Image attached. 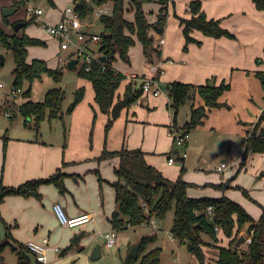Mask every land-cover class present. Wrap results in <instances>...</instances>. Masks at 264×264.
<instances>
[{"label": "crops", "instance_id": "0c3cea01", "mask_svg": "<svg viewBox=\"0 0 264 264\" xmlns=\"http://www.w3.org/2000/svg\"><path fill=\"white\" fill-rule=\"evenodd\" d=\"M13 1L16 0H6L0 6L13 7ZM190 1L192 0H168L165 4H160L153 0L143 5L149 23L155 22L162 6L166 7L167 18L164 32L159 34L150 31L153 45L159 51V56L154 53L150 61H161L164 69V73L159 78L161 92L158 96L142 93L137 101L121 111L105 138L104 125L107 116L100 112L94 100L95 94L91 83L79 76H77L79 79L77 88L83 87L85 92L72 113L63 117V119L68 118L67 124L64 122L67 127V129L65 127L67 131H65L66 144L64 147L62 143H48L35 135L34 132L30 135L15 131L13 136L4 134V132L0 133V186L16 187L29 180L45 179L57 170L66 174L64 179L66 192L64 194L60 193L54 185L45 184L40 187L41 200L9 195L0 203V214L3 221L9 227L13 226L10 233L13 244L16 241L24 244L21 240L24 242L47 240V264H56L61 259H59V252L55 251V248H60L61 251L66 247L75 249L76 252L73 256H80L82 261L87 263L85 255H89L90 252L92 254L98 242H102V246L105 247L102 235L113 230L108 220L116 207L115 192L111 183L116 180L114 167L118 164L119 159L113 157L98 161L104 148L108 151H116L121 148L140 149L144 152L145 162L156 168L163 177L169 180L177 179L178 172L184 167L186 170L183 180L190 184L187 188L189 197H227L240 204L253 219L257 220L261 216L262 209L258 206H264V194L254 199L258 206L250 204L252 200L247 202L239 192L236 191L237 194H233L228 189L210 190L208 194L201 195L204 192L205 184L211 186L223 184L221 182H224L225 177L220 179L222 181L217 177L196 181L189 179L188 174L190 172L202 173L208 168L205 166L208 162L206 163L203 157L209 156L210 150H206V148L211 149L212 141L219 148H222L223 144L227 145V155L225 156L224 152L217 155L221 158L215 168L217 172L222 173L228 170L231 175L234 165H239L244 151L243 138L252 131L264 108V10H257L252 0H203L202 10L206 16L219 20L221 27L235 37L234 39L213 38L194 30L191 36L200 43L192 42L188 44L187 50H184L182 27L174 14L181 18H189L187 7ZM25 3H28V0H25ZM55 6L54 2L52 9L54 14L49 12L45 19L42 16L44 10L37 7L42 10L41 15L34 16L38 19L39 31L47 33L43 24H56L63 18L64 12L63 15L61 12L55 13ZM100 8L110 14L112 4L107 3L96 7L91 19L82 20L84 23L92 24L85 30L99 34L101 26L100 29L94 30V28H96L99 16L96 11ZM125 10V19L133 21L134 12L128 1L125 2ZM16 12L10 16H4L3 13L0 16V27L9 35L17 32L13 31L12 23L27 19L28 12L25 11L23 16H17ZM22 33L43 41L41 36L35 32H28L24 29L17 34L21 35ZM161 37L164 38V43L159 45L158 40ZM137 44L140 45V50L134 47ZM134 46L129 48L130 63L125 69L120 70L114 66L115 63L113 64V68L125 76L117 92L119 95H122L124 87L131 81L130 74L149 75L150 61H146L142 46L138 41ZM91 50L98 53L97 46H91ZM29 51L30 47L28 48V62L33 59H29ZM63 51H66L65 55L63 54L58 59L67 67L68 62L75 58L71 50ZM141 57L143 63L140 62ZM74 69L77 71V66ZM256 72H262L263 77L258 76ZM212 79L216 85L225 83L230 86L218 99L225 106L210 108L207 111L202 123L189 132V140L184 149L175 144L168 132L171 127L183 130V125L189 120L191 106H200L203 101L192 91L191 98L178 110V117L174 122V112L169 108L171 100L165 87L175 81L199 86ZM83 84L86 86H82ZM11 91L2 97L3 102L8 104L4 114L11 110V115L15 117L20 104H17L15 99L11 102L8 101ZM43 98L44 96L40 101ZM94 114V141L89 143L88 136ZM234 136L235 139L239 137V141H241V151L237 158H235L236 153L232 149L230 141ZM4 144H6L5 149ZM184 151L187 155L182 158L181 153ZM262 154L250 152L246 164L251 166L252 159L255 157L262 159ZM170 157L174 159L172 164L168 163ZM176 163H179L180 166L174 167ZM222 163L225 164V167L219 171L217 168ZM262 168L264 169V167ZM262 168L258 169L256 173L258 174ZM97 171L103 180L102 184L99 183ZM260 176V184L264 187V171L260 172ZM233 183L234 181L231 182V187H233ZM191 185L196 186L195 192ZM241 187L247 190V185ZM81 213L91 214V221L88 224L76 228H68L65 225L67 218ZM151 232L152 235H156V224ZM217 232L218 241L216 243L208 242V245L203 246L205 264H215L216 246L228 245L229 239L225 238L221 231ZM115 234L117 235L116 231ZM76 236H79V239L78 243L74 245L72 240ZM248 238L250 237L247 232L242 230L234 246L244 249L245 241ZM223 239L226 241V245L219 242ZM171 240L176 241L173 236ZM86 250L90 252L87 253Z\"/></svg>", "mask_w": 264, "mask_h": 264}, {"label": "trees", "instance_id": "16d2710c", "mask_svg": "<svg viewBox=\"0 0 264 264\" xmlns=\"http://www.w3.org/2000/svg\"><path fill=\"white\" fill-rule=\"evenodd\" d=\"M46 1L54 7L53 0ZM126 1L134 12L133 21H128L124 17ZM152 1L74 0V10L84 21L91 19L96 7H101L107 3L112 4L110 14L98 16V23L101 25L100 41L97 46L98 53L105 56L106 61L101 63L93 60L88 65L77 67V75L91 83L95 94L94 100L100 112L107 116L105 134L112 127L121 111L128 108L142 95L141 84L138 81H130L126 84L122 95L117 93L125 76L113 68V63L116 62L117 58L124 63H130L128 51L136 41L141 44L146 61L152 60L154 53L159 56V51L153 45V37L150 31L159 34L164 32L167 13L166 7L162 6L155 22L149 23L143 5ZM156 1L165 4L168 0ZM202 1L192 0L188 3L189 18H181L174 14L182 27L184 50H187L188 44L192 42L200 43L191 36L194 30L213 38L234 39L235 37L221 27L219 20L206 16L202 10ZM252 2L257 10H264V0H252ZM24 3L25 0H16L13 1L12 6L19 10ZM32 19L20 20L24 26L19 31H23L32 22ZM14 24L15 22L11 25L12 29ZM19 31L9 35L0 27V48L11 51L15 63L12 71L13 89L20 88L22 90L21 87L25 82L31 85L33 81L40 80L43 76H48L54 82L60 83L63 78L60 67L51 68L43 59H32L28 62V48L43 46L45 43L25 33L18 35ZM86 66L88 67L87 71ZM103 66L105 69L102 68ZM256 74L263 77L262 72H256ZM165 88L171 100L169 108L174 112V122L178 110L191 98L192 91L202 99V105L191 106L189 120L183 125L182 129L189 133L202 123L210 108L225 106L218 99L230 86L225 83L211 86L209 81L203 85L193 86L175 81L167 84ZM84 92L83 87L77 88L73 93L72 102L66 110H63L64 92L60 87H53L46 91L42 101L27 100L20 104L15 115L19 113L24 119L25 126H29L35 135H39L41 122L63 119L64 115L71 114L82 100ZM26 95L29 96V90L26 91ZM243 145L242 161L250 152L264 154V108L252 131L243 138ZM113 157L119 159L118 164L114 167L116 180L111 183L115 192L116 207L108 219L114 231L145 222L149 223L151 219L162 220L168 211L173 209L170 233L179 243L187 246L188 251L200 264H205L203 246L208 245L202 235H208L211 242L216 243L218 230L222 232L225 238L229 239V242L227 246H216L215 264H264V206L261 216L255 220L240 204L227 197H189L187 188L190 184L183 180L184 167L181 168L177 179L169 180L163 177L156 168L145 162L144 152L140 149L129 150L126 148L116 151H108L104 148L98 161ZM96 174L99 177V183L102 184L103 180L99 172L97 171ZM65 177L66 174L57 170L45 179L29 180L16 187L0 186V203L9 195L33 197L41 200L40 187L45 184L54 185L60 193L64 194L66 192ZM223 185L219 184L215 187L221 189ZM143 203H145V208L142 206ZM209 207L213 208L211 215L208 214ZM0 222H4L1 214ZM216 228H218L217 231ZM242 230L247 232L251 241L246 244L244 249H239L234 244ZM7 237H10L9 234L6 235L5 242L0 245V255L4 247L10 246L17 255V264H31L27 253L32 254L36 260L35 255L28 251L24 245L12 244ZM153 240L154 236L143 238L139 242L137 257L129 256L125 264L136 261L138 264H159L160 250L158 248L145 251L147 244ZM67 249H64L62 254Z\"/></svg>", "mask_w": 264, "mask_h": 264}, {"label": "rangeland", "instance_id": "374dc122", "mask_svg": "<svg viewBox=\"0 0 264 264\" xmlns=\"http://www.w3.org/2000/svg\"><path fill=\"white\" fill-rule=\"evenodd\" d=\"M6 2V0H0V4ZM56 11L55 13L61 12V15H63L64 10L69 7L72 10H74L75 4L74 0H54ZM26 5V6H25ZM37 8L40 7L42 10H44V14L42 15L45 19L47 14L52 12L53 6L49 5V3L46 0H28V3H24L20 6L19 10H17L16 15L17 16H23L25 11L27 12V8ZM6 8L4 6H0V16H2L3 9ZM54 14V12H52ZM27 19H32V22L26 26V30L28 32H35L38 36H41L45 44L43 46H31L29 51V59H43L45 60L50 67H60L62 69V72L64 74L62 81L60 83H56L53 81L52 78L48 76H43L40 80H35L29 85V83H24L22 85V91L19 93L14 99L17 104H22L23 102L27 100H32L34 102H39L41 97L44 96L47 90L53 88V87H60L62 91L64 92L65 99L63 102V110H66V108L69 106V104L73 100V93L77 89V86H79V79H77V71L75 69H68L65 65H63L62 62H59V59L63 54L65 55L66 51H63L58 47L57 40L54 39L51 35L48 33H45L43 31L38 30V19L34 18V15L31 13H27ZM100 24L97 22L95 29H100ZM37 30H33V29ZM138 50H140V45L137 44L134 46ZM135 49V51H137ZM0 56L4 58L3 62L0 63V79L4 82V87L0 90V133L9 134L10 136L15 135V131L19 132L20 134H32L34 131L29 127L25 126L23 117L17 113L16 116H12L11 118H7L4 114L6 109L8 108V104L3 102L2 97H4L5 94H8L10 90H13V69L15 66L14 59L12 56L11 51L0 48ZM143 58H140V62L143 63ZM117 62H114V66L118 69L122 70L125 69L128 65L127 63H124L122 60L117 58ZM83 84L82 86H84ZM81 86V85H80ZM86 86V85H85ZM29 90V96L26 95V91ZM25 93V94H24ZM9 102L13 101L12 97H9ZM95 103V102H94ZM183 114V113H181ZM68 116V115H66ZM174 116V114H173ZM178 117V113L176 118ZM66 118V117H65ZM68 119V118H67ZM67 119H54L51 122L48 120H44L40 124V130H39V138H42L44 141L48 143H62L63 147L66 144V132L67 131ZM66 124H65V123ZM95 114L92 118V125L89 131L88 141L89 143H92L94 141V134H95ZM105 126L104 125V138L107 134H105ZM113 126V125H112ZM66 127V129H65ZM254 128V126H253ZM111 129V128H110ZM109 129V130H110ZM109 132V131H108ZM107 132V133H108ZM23 136V135H19ZM230 137V136H228ZM233 139H230L232 142V149L235 151V158H237L238 154L240 153L241 149V141H239V137L235 139V136L232 137ZM218 144V142H217ZM227 145L223 144L222 148H219L218 146H215L213 141L211 142V149L206 148V150H210L209 156L203 157V160H206L205 171L202 173H195V172H188L189 179H195L196 181L198 179H214L217 177L218 180L223 179L224 177V185L220 190H226L230 193L237 194L239 192L243 198L249 202L250 204L254 206H258L255 203H257L254 199H257V197L263 196L264 194V187L260 184V172L264 171L262 167H264V154H262V159H258L257 157L252 159L251 166L246 164L248 155L246 158L242 161V156L239 162V165H234L232 168L233 173L230 175L231 172L228 173V170L220 173L216 171V166L220 162V157L217 156L224 152V155H227ZM217 153V154H216ZM243 154V153H242ZM248 163V162H247ZM180 164L176 163L174 167H179ZM259 170L258 174L256 171ZM181 170V169H180ZM186 170V169H185ZM180 173V172H178ZM185 173V172H184ZM183 173V175H184ZM211 182H214L212 180H209ZM222 181V180H220ZM233 187H231V182H233ZM210 183V182H209ZM215 183V182H214ZM213 184L212 186L210 184H205L204 192L201 194H208L210 190L215 191L216 188ZM247 185V190L242 188L241 186ZM192 186V185H191ZM193 187V186H192ZM213 187V188H212ZM229 187V188H228ZM192 190H196V186L192 188ZM237 191V192H236ZM198 195V194H196ZM262 209L263 206H258ZM173 221V209L168 211V213L165 215V217L162 220L155 219L156 224V235H152V226L149 225V223L145 222L136 226L124 228L121 230L116 231V244L113 248H107L102 246V256L100 259L92 260L91 259V252L86 250L87 253L90 252L89 255H85L87 258V263L82 261V258L80 256H73V254L76 252L75 249H70L69 247H66L64 249H67L64 254H62V250L59 248L58 257L60 260L56 264H125L129 257V252L131 248L137 244L143 239L147 237H153L154 240L150 241L147 246L146 250H151L154 248H158L160 250V262L159 264H200L198 260L188 251L187 246L185 244L179 243L176 239L175 242L171 240L172 234L170 233L169 228L172 225ZM13 226H8L5 222H0V245L5 242L6 235L12 232ZM203 239L206 242H211V239L208 235L203 234ZM9 238L8 241L10 243L12 240V237ZM242 241V239H240ZM24 244H26L28 241L21 240ZM222 245H226V241L223 239ZM21 244L20 242H15L14 244ZM13 244V243H12ZM22 244V245H24ZM86 254V253H85ZM28 258H30L31 264H37L35 261V258L32 254L27 253L26 254ZM1 264H17V255L11 250L10 246L4 247L1 255ZM131 264H138V262H132Z\"/></svg>", "mask_w": 264, "mask_h": 264}, {"label": "built area", "instance_id": "2783aa9c", "mask_svg": "<svg viewBox=\"0 0 264 264\" xmlns=\"http://www.w3.org/2000/svg\"><path fill=\"white\" fill-rule=\"evenodd\" d=\"M28 13L33 14L34 16H39L42 14L41 9L29 7L26 9ZM97 15L107 14L106 10L103 8L97 9ZM92 26L91 23H84L80 17V15L71 8L67 7L64 10L63 18L56 24H43V28L46 32L51 35L54 39L57 40L58 45L61 50H71L74 58L76 60V66L81 67L82 65H88L91 61L97 60L99 61V57L102 56L99 53H95L91 50V46H98L100 41L99 34L91 33L85 30L86 27ZM164 43V38L161 37L158 40V44L162 45ZM100 62V61H99ZM102 63V62H101ZM105 69V67H102ZM88 67L86 66V71ZM149 75H137L130 74L129 79L131 81H138L141 84V90L143 94L158 96L161 92L159 85V78L164 73V69L162 67L161 61L150 62L148 65ZM4 87V82L0 79V90ZM21 89H13L10 93V97L13 99L21 93ZM5 116L11 117V110H8L5 113ZM168 135L171 136L176 145L186 148L189 133L185 130H180L175 127H171ZM186 152L181 153V157H186ZM174 159L172 157L168 158V163L172 164ZM225 167V164L222 163L220 167L217 169L220 171ZM145 208V203L142 204ZM213 212V208H208V214L211 215ZM91 221V214L89 213H81L76 216L69 217L65 220V225L68 228H76L80 226H84ZM149 224L154 228L155 220L151 219ZM218 228H216V231ZM102 235V234H101ZM104 245L107 248H113L116 244V234L115 231L111 230L109 232H105L103 235ZM251 239L248 238L245 242L246 244L250 243ZM25 248L32 252L37 262L42 264H47L46 260V252H47V240L43 242L37 241H28L25 244ZM55 251H59L58 248H55Z\"/></svg>", "mask_w": 264, "mask_h": 264}, {"label": "water", "instance_id": "95a60500", "mask_svg": "<svg viewBox=\"0 0 264 264\" xmlns=\"http://www.w3.org/2000/svg\"><path fill=\"white\" fill-rule=\"evenodd\" d=\"M17 11V8L16 7H10V8H4L3 9V14L4 16H10L12 14H14L15 12ZM24 26V23L22 21H18V22H15V24L13 25V29L15 31H19L22 27ZM4 60V58L2 56H0V63H2ZM99 61L104 63L106 61V58L105 56H100L99 57ZM76 66V60H71L68 62L67 64V67L68 69H74ZM209 85H214V80L212 79L211 81H209ZM82 236V234L80 235V237ZM78 239H79V236H76V238H74L72 240V243L74 245H76L78 243ZM139 244L133 246L129 252V256L132 257V258H136L137 257V252H138V249H139ZM101 251H102V242H98L93 251H92V254H91V259L92 260H97L100 255H101Z\"/></svg>", "mask_w": 264, "mask_h": 264}]
</instances>
